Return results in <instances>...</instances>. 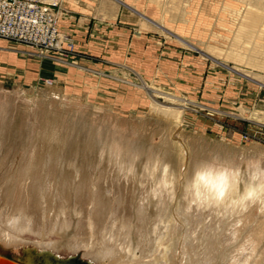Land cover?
<instances>
[{
    "label": "rangeland",
    "instance_id": "1",
    "mask_svg": "<svg viewBox=\"0 0 264 264\" xmlns=\"http://www.w3.org/2000/svg\"><path fill=\"white\" fill-rule=\"evenodd\" d=\"M52 2L59 3L55 10L63 13L69 12L65 9L70 3L91 9L94 23L114 19L119 25L131 18L127 23L132 35L146 41L149 55L137 65L109 63L77 49L68 35L73 46L63 52L0 38V192L12 194L8 182L35 146V128L50 109L67 130L61 146L63 168L86 166L94 184L108 163L113 168L114 158L134 168L131 173L140 183L144 164L159 155L170 164L171 175L180 178L175 184L181 202L196 162L213 154L239 164L264 157V0ZM82 11L78 16H84ZM71 120L82 122L84 130L69 131ZM95 127L102 138L109 137L111 159L103 139L97 144L101 156L86 149ZM56 194L74 193L62 188ZM72 198L78 215L81 203L76 195ZM73 235L69 230L65 246ZM164 245L157 263L176 264L171 241ZM24 247L34 246L0 244V252L16 258ZM56 252L61 258L74 256ZM75 256L97 264L89 250Z\"/></svg>",
    "mask_w": 264,
    "mask_h": 264
},
{
    "label": "bare ground",
    "instance_id": "2",
    "mask_svg": "<svg viewBox=\"0 0 264 264\" xmlns=\"http://www.w3.org/2000/svg\"><path fill=\"white\" fill-rule=\"evenodd\" d=\"M45 1L55 4L52 0ZM57 29L61 36H67L60 31L59 15ZM48 113L35 128V146L8 182L6 189L12 194L0 192V244L7 248L34 246L24 247L21 256L10 259L22 258L24 252L29 251L43 256L51 253L59 259L77 258L75 253L85 249L97 264L104 261L109 264H158L164 244L171 241L176 264H230L233 256L240 264H264V213L258 206L241 211L230 223L199 210L186 214L184 191L183 200L179 202L175 183L180 178L174 173L171 188H157L146 174L140 183L136 181L134 173L115 158L113 168L108 163V168L100 172L94 184L86 166L80 170L73 164L63 168L61 146L67 130L61 129L63 123L53 116L51 109ZM81 123L71 120L69 131L76 127L83 129ZM94 129L86 149L101 156L97 144L103 139L108 150L105 154L111 159L113 146L109 137L102 138V132ZM62 188H69L74 194L57 195ZM74 195L82 206L76 221L73 216L78 211L73 212L70 204ZM71 229L73 238L65 246L64 238ZM241 247L242 253L238 251ZM64 250L74 256L61 258L54 253ZM0 255L5 256L1 252Z\"/></svg>",
    "mask_w": 264,
    "mask_h": 264
},
{
    "label": "clouds",
    "instance_id": "3",
    "mask_svg": "<svg viewBox=\"0 0 264 264\" xmlns=\"http://www.w3.org/2000/svg\"><path fill=\"white\" fill-rule=\"evenodd\" d=\"M143 171L157 188L172 187L170 165L159 155L148 160ZM184 201L186 214L199 210L213 214L224 223H230L241 211L253 206L264 213V157H250L239 164L211 155L193 167L184 185ZM236 238L234 235L233 241ZM238 251L242 253L243 248ZM230 264L240 261L233 256Z\"/></svg>",
    "mask_w": 264,
    "mask_h": 264
},
{
    "label": "crops",
    "instance_id": "4",
    "mask_svg": "<svg viewBox=\"0 0 264 264\" xmlns=\"http://www.w3.org/2000/svg\"><path fill=\"white\" fill-rule=\"evenodd\" d=\"M86 9L77 3H70L69 8L65 9L69 12H60V31L72 39L77 49L104 58L109 63L126 62L137 65L147 59L149 48L143 38L135 39L132 35L129 25L131 18L129 21L125 18L126 21L119 25L114 19L99 24L93 22L92 10ZM82 10L86 13L83 17L78 16ZM88 30H95V35Z\"/></svg>",
    "mask_w": 264,
    "mask_h": 264
},
{
    "label": "built area",
    "instance_id": "5",
    "mask_svg": "<svg viewBox=\"0 0 264 264\" xmlns=\"http://www.w3.org/2000/svg\"><path fill=\"white\" fill-rule=\"evenodd\" d=\"M57 5L45 0H0V38L40 51H65L73 45L57 29Z\"/></svg>",
    "mask_w": 264,
    "mask_h": 264
},
{
    "label": "water",
    "instance_id": "6",
    "mask_svg": "<svg viewBox=\"0 0 264 264\" xmlns=\"http://www.w3.org/2000/svg\"><path fill=\"white\" fill-rule=\"evenodd\" d=\"M0 264H89L79 258L59 259L54 254L37 255L34 252H24L22 258L10 259L0 255Z\"/></svg>",
    "mask_w": 264,
    "mask_h": 264
},
{
    "label": "flooded vegetation",
    "instance_id": "7",
    "mask_svg": "<svg viewBox=\"0 0 264 264\" xmlns=\"http://www.w3.org/2000/svg\"><path fill=\"white\" fill-rule=\"evenodd\" d=\"M21 256V255H20ZM81 259V258H80Z\"/></svg>",
    "mask_w": 264,
    "mask_h": 264
}]
</instances>
